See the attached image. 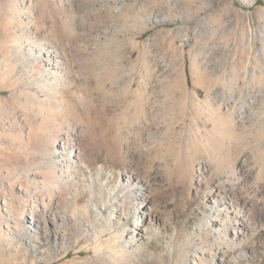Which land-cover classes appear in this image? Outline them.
Masks as SVG:
<instances>
[{
	"label": "rangeland",
	"instance_id": "374dc122",
	"mask_svg": "<svg viewBox=\"0 0 264 264\" xmlns=\"http://www.w3.org/2000/svg\"><path fill=\"white\" fill-rule=\"evenodd\" d=\"M116 1L0 0V264H264V204L243 235L213 203L264 201V0Z\"/></svg>",
	"mask_w": 264,
	"mask_h": 264
},
{
	"label": "bare ground",
	"instance_id": "6f19581e",
	"mask_svg": "<svg viewBox=\"0 0 264 264\" xmlns=\"http://www.w3.org/2000/svg\"><path fill=\"white\" fill-rule=\"evenodd\" d=\"M99 1H102L103 3H106V5H109L110 2L113 3V6L116 5L115 1L116 0H99ZM120 1V0H119ZM118 2V1H116ZM112 8V7H111ZM106 9V8H105ZM113 13H115L117 16H119V14L121 13V8L119 9V7H115L113 8ZM101 11V10H100ZM104 12V11H103ZM100 13V12H99ZM101 14V13H100ZM114 15V16H116ZM113 16V17H114ZM153 16V15H152ZM112 17V18H113ZM118 18V17H117ZM74 19V18H73ZM115 19V17L113 18ZM136 19V18H134ZM71 21V20H70ZM69 21V22H70ZM67 22V21H66ZM73 23V22H72ZM74 24V23H73ZM66 26L64 28H70V25L68 24H65ZM64 26V25H63ZM65 29V30H66ZM69 31V30H68ZM67 31V32H68ZM66 32V31H65ZM33 51V49H32ZM52 53H54L53 51H47L46 54L43 53L41 50L37 51V55H36V58L38 57H41V55H44V57H46V61L52 65L54 63H56V65H59L60 64V61L59 60H56V61H53L52 59H50V56H52ZM46 55V56H45ZM54 58H57L56 55L54 54L53 55ZM59 58V57H58ZM54 62V63H53ZM88 94V93H87ZM90 96V94H89ZM88 96V99L90 98ZM251 111V110H250ZM253 112V111H252ZM252 115V113L250 114ZM249 115V116H250ZM257 116V114H255V117ZM254 117V118H255ZM148 119V115H144L142 117V122H146V120ZM252 119H253V116H252ZM141 122V123H142ZM147 123V122H146ZM143 124V123H142ZM145 124V123H144ZM148 125V124H147ZM138 127V126H137ZM144 127V126H143ZM147 127V126H146ZM149 129V128H148ZM207 129V127H206ZM205 134H202L201 133V136H204ZM155 137V136H154ZM65 145V142L63 141L62 142V148H61V151L58 152V158H60V161H61V164L62 166L68 171V174L70 172V168H71V165L74 164L75 162V158H78V153H79V149L76 147V146H73L72 148H69V149H66V147L64 146ZM147 156V154H145L143 152L142 155H139V159L143 160L145 157ZM247 160L243 161L241 163V167L242 168H245V164H246ZM203 171H204V174L201 178H199L198 180V183L199 184H203L205 182L208 181V178L212 175L214 169H213V165L209 162V161H206L202 166H200ZM89 168H90V165H89ZM240 168V167H239ZM94 169V168H93ZM66 171V173H67ZM97 175L99 178H101L100 180V184H99V187L100 189L101 188H104L107 184H108V181H103V176H104V173L103 171H101V169L98 168L97 170ZM244 171V170H243ZM109 174V173H108ZM111 175V174H110ZM88 179L87 181L83 179V183H81V187H85V186H88L91 182V178H92V174H88ZM127 178L123 179V180H126V185H131L132 184V181H131V177H128V175L126 176ZM98 179V178H97ZM89 180V181H88ZM99 180V179H98ZM144 181V180H143ZM87 182H89L87 184ZM123 184V183H122ZM144 188L146 191H149V192H152L153 191V188L151 186H153L152 184L150 185V183L148 182L147 184L144 183ZM215 187H214V191H215V195L213 193V196H214V207L217 209V211L219 212H225L224 216H226L227 220H229V216L230 215H233V218L236 222V225H237V230H239V233L243 234V235H246L247 233H249L251 231V223H248L247 222V218L249 215L248 213H245L244 212V209L245 208H248L250 207L252 210V213L254 214V218L255 219H259L260 218V209L261 207L263 206L264 204V201L262 199H256V198H251L250 199H242V193H243V190L241 188V186H237L235 185L234 183L232 184L230 182V178H227V179H224V178H220L218 180L215 181L214 183ZM264 186V185H263ZM89 188V187H88ZM248 188V187H247ZM83 189V188H82ZM98 189V188H97ZM81 190V189H80ZM88 190V189H87ZM251 190V189H250ZM258 192H261L260 190ZM154 193V192H153ZM248 194V193H247ZM150 196V195H149ZM254 196V195H253ZM146 197V196H144ZM212 197V196H211ZM148 197L147 198H144V201L143 203H146L147 207H150V204L153 202V201H156L155 199L151 200L149 199L148 201ZM106 209V208H105ZM215 209V210H216ZM221 213V214H222ZM116 214V211H113V214L111 215V219L113 218H117L115 216ZM120 216V215H119ZM119 216L117 219H119ZM122 217V216H120ZM232 218V219H233ZM32 220V224H34V228L36 230V234H38L37 237H40V239L42 238V241H45V243L50 246L51 244H53V242H57L58 240V236H59V229L61 226H63V224L66 222V215L64 214L63 216L59 215L58 217H53L52 219H48L47 221L44 220V222H42V225L40 223H37L35 224L34 222H36V218L35 216H31L30 218ZM220 219H223V218H220ZM121 220V218H120ZM233 220V221H234ZM232 222V221H231ZM250 222V221H249ZM230 223V221H229ZM258 223V222H257ZM138 226H143L141 225L140 223L138 224ZM229 226V225H228ZM255 226V225H254ZM262 226V225H261ZM224 227V226H223ZM225 228V227H224ZM151 230V229H150ZM44 232L43 235H41L39 232ZM155 232V231H154ZM153 232V233H154ZM151 233V232H150ZM131 237L129 239V244L131 246H134L136 244H138L137 246H139L140 244L137 243V242H141L142 240H146L147 239V235L149 234V229L146 227L144 228L143 227H140L139 229H137L136 231H133L131 233ZM251 234V233H249ZM144 235H146L144 237ZM44 238V239H43Z\"/></svg>",
	"mask_w": 264,
	"mask_h": 264
}]
</instances>
